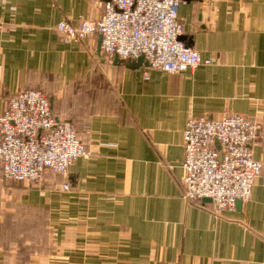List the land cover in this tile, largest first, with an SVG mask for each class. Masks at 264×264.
Segmentation results:
<instances>
[{"label": "crops", "instance_id": "obj_1", "mask_svg": "<svg viewBox=\"0 0 264 264\" xmlns=\"http://www.w3.org/2000/svg\"><path fill=\"white\" fill-rule=\"evenodd\" d=\"M105 1L0 0V113L40 88L89 150L39 184L0 167V264H264V170L249 200L220 212L182 183L190 117L264 126V0L183 1L181 37L216 61L179 72L109 60L98 31L56 29L97 20ZM252 151L264 161V136Z\"/></svg>", "mask_w": 264, "mask_h": 264}, {"label": "built area", "instance_id": "obj_2", "mask_svg": "<svg viewBox=\"0 0 264 264\" xmlns=\"http://www.w3.org/2000/svg\"><path fill=\"white\" fill-rule=\"evenodd\" d=\"M183 1L106 0L97 20L81 18L75 24L63 19L56 29L66 39H84L98 31L109 60L143 55L146 67L168 72L212 64L215 57L202 56L181 37L178 13ZM263 136L262 122L241 112L190 117L183 129L184 196L189 200L211 197L216 212L235 208L238 199L249 200L255 179L264 170V161L254 157L252 144ZM87 153L75 124L56 115L47 92L26 87L9 96L0 113L4 178L37 182L47 170L68 175L74 160ZM69 187V182L63 184Z\"/></svg>", "mask_w": 264, "mask_h": 264}, {"label": "water", "instance_id": "obj_3", "mask_svg": "<svg viewBox=\"0 0 264 264\" xmlns=\"http://www.w3.org/2000/svg\"><path fill=\"white\" fill-rule=\"evenodd\" d=\"M101 41H102V35L100 36V46H101ZM121 59L123 60V58L116 56V61H120ZM126 60L128 62V65L133 66V67H138V66H141L142 64L148 65V60H146L143 55H140L137 58H129ZM203 199L207 200V201H212L211 197H204ZM242 203H243V201L241 199H238L237 207H240L242 205Z\"/></svg>", "mask_w": 264, "mask_h": 264}, {"label": "rangeland", "instance_id": "obj_4", "mask_svg": "<svg viewBox=\"0 0 264 264\" xmlns=\"http://www.w3.org/2000/svg\"><path fill=\"white\" fill-rule=\"evenodd\" d=\"M101 47H102V41H101ZM60 174V173H59ZM4 178V177H3ZM3 180H12V179H6V178H4ZM43 180V179H42ZM42 180H40V181H37V182H34V183H37V184H39L40 182H42ZM31 182H33V181H31ZM24 219V218H23ZM20 221L25 225V227L23 226V230L24 231H26V232H30V228H28L27 227V222H26V219H24V220H22V218L20 219ZM42 221V220H41ZM42 230V229H41ZM29 235H27V237H28Z\"/></svg>", "mask_w": 264, "mask_h": 264}]
</instances>
